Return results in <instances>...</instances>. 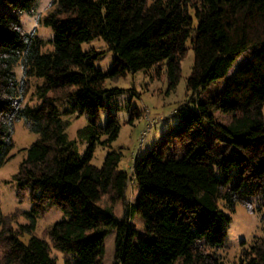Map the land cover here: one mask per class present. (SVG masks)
Instances as JSON below:
<instances>
[{"label": "trees", "instance_id": "trees-1", "mask_svg": "<svg viewBox=\"0 0 264 264\" xmlns=\"http://www.w3.org/2000/svg\"><path fill=\"white\" fill-rule=\"evenodd\" d=\"M36 2L0 0V169L13 158L17 123L38 136L13 176L33 208L21 227L14 226L16 215L0 214V264H56L52 250L65 264H103L111 233L114 264H224L218 251L231 213L253 198L264 204V0H53L40 22L53 32L47 52L36 30L26 32L21 22ZM96 39L115 56L109 72L94 65L104 52L83 50ZM189 50L194 64L175 143L137 158L131 173L120 170L119 151L93 165L96 148L110 147L120 133L112 113L104 128L98 125L106 97L123 92L108 90V80L164 64L173 91ZM244 54L250 58L230 74ZM32 79L42 81L35 107L23 105ZM217 83L221 89L210 92ZM216 113L231 121L220 123ZM73 115L88 119L77 133L87 143L83 157L67 134ZM131 182L140 192L133 204ZM119 202L123 217L114 212ZM52 207L67 219L41 238L37 218ZM136 215L142 232L130 224ZM239 264H264V237Z\"/></svg>", "mask_w": 264, "mask_h": 264}, {"label": "rangeland", "instance_id": "rangeland-1", "mask_svg": "<svg viewBox=\"0 0 264 264\" xmlns=\"http://www.w3.org/2000/svg\"><path fill=\"white\" fill-rule=\"evenodd\" d=\"M53 0H37L32 10L21 16V22L26 32H37L43 40V51H51V41L53 32L50 28L41 25V21L52 9L50 7ZM84 51L94 50L104 52L95 62V68L102 72H109L115 56L108 51L107 43L103 39H96L90 43L83 44ZM250 58L249 54L240 56L234 65L236 68ZM194 64V54L189 50L181 62V79L177 88L169 91L168 79L165 72V65L162 64L157 69L148 73L138 72L127 74L124 77L110 79L106 84L108 90H123L119 95L107 96L105 99L106 108L99 113L98 125L104 128L108 123V114L112 113L120 126V133L116 141L110 147L98 146L95 150L92 164L101 167L106 155L111 151L122 153V160L119 165L120 170L132 172V167L137 158L146 153L160 149L167 141L175 143V134L183 127V121L178 114V109L186 101V81L190 76ZM17 75L21 77V69L17 67ZM42 81L32 79V89L24 100L23 105L35 107L38 104L35 95V86ZM221 89V83L211 86L210 92ZM205 94H202L204 96ZM61 110L68 109V103L59 104ZM67 117V116H66ZM215 117L220 123L228 124L231 117L216 113ZM71 125L67 130L71 141H77L76 152L79 157L86 153L87 143L78 139V130L88 123L86 115H73L67 117ZM205 134L208 138L214 136V128L209 125L204 126ZM216 134V133H215ZM15 147L11 153L13 158L0 169V214L16 215L15 227L28 224L24 213L31 212L33 203L30 194H20L13 183V176L18 172L19 166L25 157V150L34 143L38 136L30 133L22 122L15 125L14 132ZM173 144L172 146H175ZM174 148V147H173ZM137 187L129 183L127 203H136L138 197ZM125 205L121 202L114 205V212L118 217L125 214ZM232 222L227 228L224 249L218 254L224 264H239L240 257L252 244L264 237V204L260 198L249 200V205L238 204L235 213H231ZM67 219L64 213L58 208H50L45 215L38 216L35 234L47 239V232L56 222ZM130 224L139 232L143 231V221L139 216L132 218ZM25 239H28L26 237ZM115 233H111L106 239V255L103 264H114ZM2 255L0 248V257ZM51 257L56 264H65L64 255L57 251H51Z\"/></svg>", "mask_w": 264, "mask_h": 264}]
</instances>
